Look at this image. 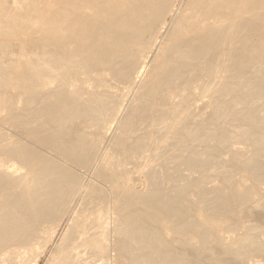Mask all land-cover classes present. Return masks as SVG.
I'll use <instances>...</instances> for the list:
<instances>
[{"label": "bare ground", "instance_id": "bare-ground-1", "mask_svg": "<svg viewBox=\"0 0 264 264\" xmlns=\"http://www.w3.org/2000/svg\"><path fill=\"white\" fill-rule=\"evenodd\" d=\"M48 243L264 264V0H0V264Z\"/></svg>", "mask_w": 264, "mask_h": 264}, {"label": "rangeland", "instance_id": "rangeland-1", "mask_svg": "<svg viewBox=\"0 0 264 264\" xmlns=\"http://www.w3.org/2000/svg\"><path fill=\"white\" fill-rule=\"evenodd\" d=\"M50 244H51V243H50ZM50 244H49V243L47 244V248H46L45 250H47V249H48V250H47V251L44 250L45 252L41 255V257L38 259V261H37L36 264H48V263L50 262V258H51V256L53 255V252H52V249H53V248L51 247L52 244H51V245H50ZM49 250H50V251H49ZM34 251H35V250H34ZM32 252H33V251H32ZM33 253H34V252H33ZM33 253H32V254H33ZM32 254H31V252H30V253H28V255L26 254L25 257H24V256L22 257V258H24L25 260L22 259V258H20L19 260L22 259L23 262L26 263L25 261H26V260H29V259H30L29 257H31ZM48 257H49V260L47 259ZM19 260H18L17 264H24L23 262L20 263ZM22 260H21V261H22ZM46 261H48V263H47ZM27 262H28V261H27Z\"/></svg>", "mask_w": 264, "mask_h": 264}]
</instances>
